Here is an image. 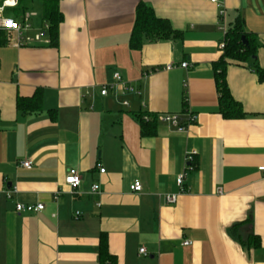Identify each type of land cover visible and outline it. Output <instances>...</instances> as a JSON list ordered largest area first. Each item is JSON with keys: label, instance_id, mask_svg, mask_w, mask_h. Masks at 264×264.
Here are the masks:
<instances>
[{"label": "crops", "instance_id": "1", "mask_svg": "<svg viewBox=\"0 0 264 264\" xmlns=\"http://www.w3.org/2000/svg\"><path fill=\"white\" fill-rule=\"evenodd\" d=\"M140 2L178 36L131 48ZM58 11L52 43L0 46V264H99L100 239L115 264H264V0H60ZM237 17L258 50L225 66L245 115L224 119L215 68ZM32 23L30 34L42 25ZM114 73L135 93L121 95ZM36 91L40 110L18 111ZM184 112L196 117L184 131L156 121L141 135L139 118ZM70 169L82 180L72 193ZM180 174L184 191L167 204Z\"/></svg>", "mask_w": 264, "mask_h": 264}, {"label": "trees", "instance_id": "2", "mask_svg": "<svg viewBox=\"0 0 264 264\" xmlns=\"http://www.w3.org/2000/svg\"><path fill=\"white\" fill-rule=\"evenodd\" d=\"M39 2V17L40 24L46 23L48 25L47 35L51 41H55L57 36V28L62 20L58 11V3L60 0H18V7L16 11L31 12L32 3ZM31 3V5H29ZM35 18V17H33ZM33 20V19H32ZM178 33L171 29L166 20L159 19L154 15L151 7L138 3L135 9V20L132 31L130 33V47L139 49L143 40L162 39L177 37ZM243 37V39H241ZM246 42V43H245ZM224 47L221 49L222 55L215 68V77L218 90V113L224 119H235L245 115L240 105L235 102L225 84L224 69L227 64L245 65L256 57L258 44L256 39L245 32L243 27V20L237 17L234 23L228 28L222 41ZM3 45L0 41V46ZM258 78L261 79L264 75V67H255ZM40 92L36 91L29 99L18 98L16 105L18 111L22 113L38 112L40 110ZM141 127V135L153 134V123H156L155 116L150 122H143L138 119ZM255 237L249 240V244L257 246V239L254 243ZM243 244V242H241ZM99 264H115V259L108 254L106 243L100 239L99 247Z\"/></svg>", "mask_w": 264, "mask_h": 264}, {"label": "built area", "instance_id": "3", "mask_svg": "<svg viewBox=\"0 0 264 264\" xmlns=\"http://www.w3.org/2000/svg\"><path fill=\"white\" fill-rule=\"evenodd\" d=\"M211 3H218V0H209ZM18 7V0H1L0 1V41H2L3 45L11 46L14 48H21V47H27L32 45L34 42L37 43H49V39L46 36L48 31V25L46 23L42 24L41 27H39L34 34H30L35 30L32 19L34 17V14L32 12H21L17 15H14L13 17L6 16V12L8 10H16ZM220 15H223V12L220 13ZM226 33V32H225ZM224 33V35H225ZM224 45L221 43L220 50L223 49ZM181 68H186V63L180 64ZM175 68L174 65H167L165 67V70H171ZM113 79L115 81V86L119 89L121 92V95H125L126 93H135V90L130 86L127 85V83L123 82L119 73L113 74ZM110 88V87H109ZM111 89V88H110ZM108 93V87L103 86L100 90L101 96H106ZM123 105H127V103H123ZM184 117V119H182ZM155 120L157 122H163L167 123L168 125L175 128L177 131L182 132L185 130V128L194 123L196 120L195 115L189 112H184V114H158L155 115ZM196 157L195 151H189L184 156V164L185 167L188 168L189 164H191ZM19 167L24 169H30L31 168V162L28 160H24L19 162ZM99 174H104L105 170L97 165ZM258 171L263 174L264 177V167H259ZM184 179L185 176L183 174H180L176 178V186L179 189V193L175 195H164L163 200L167 204H174L179 196L184 191ZM64 183L69 188L70 192H74L76 189H78L82 183L81 177L79 175V172L76 169H70L66 173L64 177ZM98 186L93 185L91 187V191L93 193H96L98 191ZM130 192L138 193L142 190L141 184L136 181L129 187ZM14 191H9L7 193V197H10L11 193ZM43 210L42 204H36V205H22V204H16L15 205V211L17 213H38ZM79 213H75V218H78ZM191 242L184 241L182 243V246H189ZM139 255L146 256V252L143 248L139 249Z\"/></svg>", "mask_w": 264, "mask_h": 264}, {"label": "rangeland", "instance_id": "4", "mask_svg": "<svg viewBox=\"0 0 264 264\" xmlns=\"http://www.w3.org/2000/svg\"><path fill=\"white\" fill-rule=\"evenodd\" d=\"M29 5H31V3H29ZM31 12L35 15V18H33V21L37 22L38 17H39V2L38 1H34L32 3ZM17 14H18V11L16 10H8L5 15L9 17H13L14 15H17Z\"/></svg>", "mask_w": 264, "mask_h": 264}, {"label": "water", "instance_id": "5", "mask_svg": "<svg viewBox=\"0 0 264 264\" xmlns=\"http://www.w3.org/2000/svg\"><path fill=\"white\" fill-rule=\"evenodd\" d=\"M241 39H243V37H242ZM245 43H246V42H245Z\"/></svg>", "mask_w": 264, "mask_h": 264}]
</instances>
